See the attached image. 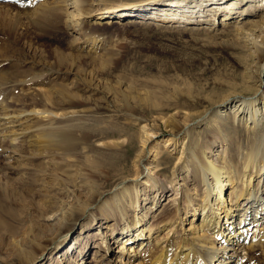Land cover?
<instances>
[{
	"label": "rangeland",
	"instance_id": "rangeland-1",
	"mask_svg": "<svg viewBox=\"0 0 264 264\" xmlns=\"http://www.w3.org/2000/svg\"><path fill=\"white\" fill-rule=\"evenodd\" d=\"M10 1L0 0V73L7 76L10 90L5 98L18 108L37 111L27 124L47 140L46 147L58 145L47 133L65 132L73 139L66 152L49 151L29 160L27 167L11 169L5 164L6 154L0 153V264H34L31 256L44 250L45 244L61 232L58 221H48L49 215L60 210L64 201L74 197L73 193V201L82 203L102 189L111 190L102 170L105 155L117 147H129L127 132L134 134L140 147L141 128L146 123L157 134L141 165L144 173L139 188L141 193L146 192L141 194V204L150 202L155 194L159 197L146 218L148 225L156 223L164 212L184 207L185 189L198 203L204 185L193 167L180 170L177 181L163 179L161 190L156 192L158 188L150 190L144 180L149 168L153 175L158 172L153 167L158 160L151 167L146 163L154 159L158 146L174 147H170L163 117L176 113L183 120L186 112L205 109L248 84L251 58L235 29L218 22L208 27L209 23L203 21H161L149 11L161 12L167 0H96L82 28L69 26L63 10L52 14L46 6V11L30 7L21 10ZM218 1L185 0V9L174 7L184 11L191 10L192 5L196 13L208 15L214 10L213 2ZM119 4H136L138 10L114 16L110 24L106 19L94 23L100 12ZM219 11L216 13L220 19ZM48 89L54 94L50 101L44 96ZM238 130L246 136L243 125ZM194 132L210 140L211 150L203 148L209 156L221 152L222 144H227L230 154L236 152L235 144L227 143L204 122L195 125ZM168 154L178 156L174 151ZM214 158L221 160L220 154ZM175 163L173 160L171 165ZM134 211L129 208V219ZM124 218L96 220L88 227L90 236L83 234L75 245L83 223L79 224L67 242L50 247L45 258L35 264H136L131 263L136 259L134 253L131 262L125 255L123 261L115 260L108 246L116 251L120 246L111 238L109 245H104L103 233H96L110 227L120 233ZM88 220L92 223V215L85 222ZM100 223L109 228H102ZM183 223L171 233L166 230L159 235L160 231L157 236L161 244H167L171 237L180 239L189 227L188 220ZM156 245L155 241L149 246ZM95 249H99L100 256L91 262ZM249 261L264 264V246L254 250Z\"/></svg>",
	"mask_w": 264,
	"mask_h": 264
},
{
	"label": "bare ground",
	"instance_id": "bare-ground-1",
	"mask_svg": "<svg viewBox=\"0 0 264 264\" xmlns=\"http://www.w3.org/2000/svg\"><path fill=\"white\" fill-rule=\"evenodd\" d=\"M220 1L213 2L214 10L208 15L196 13L192 5L189 6L191 10L175 9L181 6L185 9V0H167L161 12L149 11L161 21L198 23L203 21L209 23L208 27L217 22L218 25H231L242 47L251 58L248 84L244 87L229 92L205 109L186 112L183 120H179L176 113L163 117L168 128L166 132L170 134L168 138L170 147H174L169 149L166 145L158 146L154 159L146 163L151 167L158 160L153 166L157 167L158 172L153 175L152 169L149 168L146 173L147 178L144 180V184L150 185V190L154 191L158 188L156 192L161 188L160 182L163 179H168L172 183L178 180L181 175L180 170L188 168L189 171L190 167H193L204 185L198 203L185 189L187 198L182 202L184 207L181 205L174 212L166 211L167 213L164 212L156 223L148 225L146 218L150 208L157 205L159 197L155 194L149 198L150 202L143 206L141 204V194H146V192L141 193L142 190L139 188V179L144 173L141 165L147 151L152 148L149 145L157 134L156 129L147 127L146 123L142 128L140 127L142 132L140 147H137L134 134L127 132L129 147H117L110 154L105 155L102 170L105 173L106 183H109L112 189H102L98 194H89L88 202L75 203L73 201L76 197L75 193L72 199L64 201L60 210L48 216V221L59 222L60 234L46 243L44 250L42 248L40 253L31 256L30 262L35 264L44 259L50 247H59L60 243L67 242L71 233L83 223L81 232L74 239L76 245L83 234L87 233L86 237L90 236L88 227L102 218L106 219L105 222L111 218L116 221L123 217L124 220L126 219L120 233L114 227L111 229L108 225L105 226V223H100V226L109 230L99 229L96 232L97 235L103 233L101 238L104 245L108 246L111 238L117 243V247L120 246L118 251L108 246L110 254L115 255V260L118 258V261H123L125 255L131 262L134 253L136 259L131 263L137 262L136 264H249L251 262L249 258L254 250L264 246V1ZM10 2L21 10L30 7L29 10L46 11L45 6L49 8L48 12L51 14L53 11L63 10L69 26L82 28L91 17L96 0H11ZM144 6L148 8L149 4ZM137 10L136 4H119L100 12L94 23L99 24L106 19L105 22L110 24L113 22L112 17ZM218 10H220V19L217 18ZM255 11L259 13L254 15ZM249 13L251 17H248ZM229 17L232 21L227 22ZM6 79L7 76L0 73V153L6 154L5 164L11 169L27 167L29 160L45 156L49 151L66 152L73 137L65 132L47 133L58 141V145L46 147L47 140L37 135L36 128L31 130L27 124L37 111L18 108L5 98L6 93L10 91ZM44 96L45 100L50 101L54 94L48 89L44 91ZM152 107L158 106L152 104ZM49 112L53 114L51 110ZM227 118H230V121H227ZM201 122L214 129L218 135H222L227 143L235 144L236 152L230 154L227 144H222V153L218 151L214 154H220L221 160H218L214 155L209 156L207 151H203L204 147L207 150L211 149L210 140L194 132L195 125ZM241 125L246 129V136L238 130ZM182 145L183 147L180 148ZM172 151L178 153L176 158L168 154ZM165 160L166 166L162 167ZM173 160L179 163L171 165ZM257 179L258 182L255 183ZM109 194L111 197L107 199L106 196ZM131 207L135 211L129 219L128 210ZM89 214L92 215V223L89 220L85 222ZM187 220L189 227L185 228L180 239L171 237L167 240V244H161V238L157 236L160 231L162 232L159 235L166 230L171 233L174 228ZM155 241L156 247H150L149 245ZM98 251L99 249H95L91 262L98 260L100 256Z\"/></svg>",
	"mask_w": 264,
	"mask_h": 264
}]
</instances>
